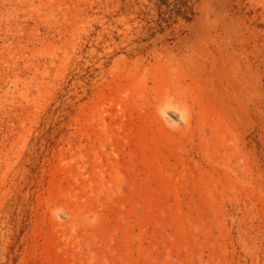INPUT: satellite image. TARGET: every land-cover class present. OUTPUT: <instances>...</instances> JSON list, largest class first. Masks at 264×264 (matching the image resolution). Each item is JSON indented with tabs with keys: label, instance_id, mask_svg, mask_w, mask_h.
<instances>
[{
	"label": "rangeland",
	"instance_id": "374dc122",
	"mask_svg": "<svg viewBox=\"0 0 264 264\" xmlns=\"http://www.w3.org/2000/svg\"><path fill=\"white\" fill-rule=\"evenodd\" d=\"M0 0V264H264V0Z\"/></svg>",
	"mask_w": 264,
	"mask_h": 264
},
{
	"label": "trees",
	"instance_id": "16d2710c",
	"mask_svg": "<svg viewBox=\"0 0 264 264\" xmlns=\"http://www.w3.org/2000/svg\"><path fill=\"white\" fill-rule=\"evenodd\" d=\"M157 1V8L163 9L160 10L159 15H167L168 18L172 16H180L184 19H188L191 13V7L189 2L191 0H156Z\"/></svg>",
	"mask_w": 264,
	"mask_h": 264
}]
</instances>
